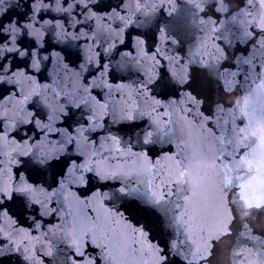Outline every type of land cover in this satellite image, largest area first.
<instances>
[{"label":"water","instance_id":"water-1","mask_svg":"<svg viewBox=\"0 0 264 264\" xmlns=\"http://www.w3.org/2000/svg\"><path fill=\"white\" fill-rule=\"evenodd\" d=\"M109 2L118 4V0H104L105 4ZM26 3L29 0H18L14 10L27 11L23 7ZM242 3L243 0H126L123 20L113 15L107 22L96 19L95 26L91 21L87 25L81 24L82 31L91 29L87 43L81 38L79 41L65 40L59 45L73 52L91 48L90 52L84 51L85 59L91 57L94 63L90 72H97L103 63L106 67L102 79L97 77L98 82L107 85L110 80H115L105 91L103 108L90 100L88 106L73 107L72 112L74 123L83 124L93 114L97 120L106 119L95 150L103 153L102 157L97 156L99 165L95 168L100 175L93 176L91 181L88 206L97 215L118 221L117 228L123 236L137 243L135 255L118 256L117 259L146 260L152 264L160 260L156 254L159 244L168 249L164 264H193L194 261L200 264H264V195L257 191L241 200L231 195L230 189L226 193L221 187L225 174L242 173L254 188H264V158L259 152L253 155L246 147L250 142L254 146L257 141L264 140V121L245 124L234 132L226 131L232 122V108L239 110L254 103L261 95L259 84L264 78V38L249 39L250 29L262 10L255 4L249 7ZM75 11L83 20L86 13L82 9ZM46 19H50L47 14ZM117 23L123 31L115 28ZM93 35L96 44H92ZM127 35L132 36L130 47ZM139 38H143V44ZM43 39L51 43V29L45 32ZM246 44L252 46L251 51ZM97 49L99 56H96ZM240 53L248 55L240 56ZM254 64H260L259 72ZM24 71L34 73V81H39L32 84L33 91L39 90L41 85L52 87L50 76L56 84L53 92L59 89L61 80L67 85L75 79L71 68L65 74L55 67V63L47 61L41 63L39 71L31 68ZM64 91H68L67 87ZM172 94L179 96V104L165 103L167 121L161 119L157 124V114L152 110L160 105L154 98L163 100L164 96ZM44 98L43 95L40 97L41 100ZM48 98H52L51 92ZM12 103L17 102L13 100ZM34 103L35 97L29 96L21 106L27 109ZM189 104L196 109L192 115L199 116L202 110L207 116L215 117L213 123L218 134L213 136L212 130L205 128L206 118L198 122L186 118ZM125 110L133 113L134 121L125 119ZM159 116L163 117V113ZM0 117L15 118L7 101L0 106ZM149 131L153 133L152 143L146 145L143 141L148 138ZM38 134L33 133L30 141ZM109 137L118 138L122 152L115 151L116 144ZM181 143L194 147L195 155L181 164L183 182L172 189L177 194L168 195L165 188L166 198L156 203L161 179L167 183L170 178L178 177L174 162L167 159V148L175 146L179 152ZM12 147L6 145V151L14 154ZM237 147L245 154L232 162L229 169L218 157L227 156L226 149ZM146 148H152L153 157H159L160 164L155 168L152 166L154 161L149 162L143 155ZM23 159L30 160V157ZM19 167L21 165L13 164V170ZM30 167L29 164L25 168L26 173ZM162 172L167 175L162 177ZM32 176L40 183H51L50 174L33 172ZM4 179L7 183L3 191L7 193L11 183L7 167ZM56 199L61 204H69L72 214L61 208L57 218L40 217L41 227L37 229L34 218L38 213L31 205L24 213L26 222L20 231L32 233L28 244L35 249V259L31 264H36V260L41 264H71L73 249L69 246L68 233L73 219L84 206L73 195L62 194ZM18 208V202L12 203L10 211ZM157 208L162 215L157 213ZM5 228L7 231V226ZM13 264L27 262L16 254Z\"/></svg>","mask_w":264,"mask_h":264},{"label":"snow or ice","instance_id":"snow-or-ice-1","mask_svg":"<svg viewBox=\"0 0 264 264\" xmlns=\"http://www.w3.org/2000/svg\"><path fill=\"white\" fill-rule=\"evenodd\" d=\"M243 4L249 7L255 4L262 10L250 29L249 39L264 38V0H243L242 6ZM17 5L18 0L15 3L11 0H0V106L7 101V107L14 112L15 117H0V264H13L16 254H19L27 264H31L35 259V249L30 248L28 244L32 233L31 231H20L26 222L24 213L29 205L35 213H38L34 218L37 229L41 227L40 217L51 215L57 218V212L61 208L71 215L70 205L61 204L56 199L62 194L73 195L74 199L84 206L83 211L73 219L71 230L68 233L71 241L69 246L73 249L71 264H149L146 260L138 262L130 259H117L118 256L135 255L138 248L137 243L123 236L117 228L118 221L99 216L93 208L88 206V198L92 193L91 181L93 176L100 175L95 168L99 165L97 156L102 157L103 153L95 150L100 143L106 119L101 117L97 120L93 114L83 124L74 123L75 116L72 108L88 106L90 100H94L103 108L105 91L115 83V80H110L107 85L98 82L97 77L100 76L102 79L101 74L106 67L103 63L99 65L97 72H90L94 63L91 57L88 60L85 59L84 51L90 52L91 48L73 52L71 49L59 46L69 39L79 41L84 38L87 43L91 29L82 31L81 24L87 25L91 21L95 26L96 19L107 22L112 19L113 15L123 20L122 10L126 11V0H118L116 5L110 2L105 4L104 0H29V3L23 4L27 11L14 10ZM76 9H82L86 13L83 20L76 15ZM53 13L56 15H52ZM89 13L91 16L88 15ZM46 14L50 19H46ZM115 28L124 30L119 23ZM49 29H51V43L43 39L45 32ZM100 35L103 37V30ZM126 38L130 47L132 36L127 35ZM139 42L143 44V38H139ZM92 44H96L95 35H93ZM112 46L115 47V42ZM246 46L249 45L246 44ZM249 49L251 51L252 46H249ZM239 55L247 56L248 53ZM96 56H99L98 49ZM73 57H75V62H73ZM44 61L49 64L55 63V67L65 74L71 68L75 79L70 80L67 85H64L61 80V86L53 92L56 84L50 76L49 83L52 87L46 88L41 85L39 90L33 91L32 84L39 83V81H34V73H26L24 69L31 68L39 71ZM253 66L259 72L260 64ZM232 67L235 68L236 65L233 64ZM108 75L112 76V73L109 72ZM165 75L168 74L165 73ZM25 84L28 85L27 88ZM7 85L12 87L9 88ZM65 87L68 89L67 92L64 91ZM259 89L261 95L254 103L239 110L232 108V122L226 131L234 132L237 127L245 124L251 125L258 120L264 121V78H261ZM148 91L149 97L152 98L150 89ZM50 92L52 93L51 99L48 98ZM42 95L45 97L43 100L40 99ZM29 96L35 97V103L25 109L21 104L28 101ZM77 98H81L79 102H76ZM13 100L17 103L13 104ZM154 100L160 105L158 109L153 108L152 110L157 114V124H160L161 119L167 121L168 112L164 108L165 103L171 101L179 104L177 94L164 96L163 100L161 97H155ZM53 101L56 103L53 104ZM187 107L189 116L186 118L197 122L201 118H206L205 128H210L213 136L218 134L213 123L215 117L207 116V113L202 110L199 116L192 115L196 111L194 105L189 104ZM160 113H163V117L159 116ZM124 117L128 121L135 119L133 113L128 110H125ZM24 124L29 127H21ZM135 126L140 127L141 125ZM37 132L39 134L36 135L35 140L30 141L32 134ZM152 135L153 133L149 131L148 138L143 141L146 145L152 143L150 139ZM41 136L44 137L43 140ZM109 139L115 142L117 153L123 151L119 146L118 138L109 137ZM8 144L13 146L14 154L6 151ZM246 147L250 148L253 155L259 152L261 158H264V140L257 141L254 146L250 142ZM225 151L228 155H221L218 159L224 161L229 169L232 162L245 154L244 150L238 147ZM195 152V148L187 143L180 144L179 152L175 150V146L167 148V159L174 162L178 169V177L170 178L167 183L161 179L159 199L156 203L166 198L165 188L168 189V195L177 194L172 189L183 182L184 171L181 169V164L190 156H194ZM152 153V148H146L143 155L149 162L154 161L152 166L155 168L160 164V160L158 155L153 157ZM24 156L30 157V160H24ZM13 164L21 165V167L13 170ZM29 164L31 167L26 173L25 168ZM5 167L11 173V183L8 185L10 191L7 193L3 191L7 183L4 179ZM33 172L45 176L50 174L51 183H40L34 180ZM108 174L114 173L109 172ZM164 175L167 173L162 172L161 176ZM221 187L226 193L230 189V194L238 196L241 200H246L250 193L257 191L264 195V188L259 190L254 188L246 182L242 173L225 174L222 177ZM153 195L157 193L153 192ZM15 202H18L19 208L12 212L10 209L12 203ZM37 205L39 207H36ZM155 210L162 215L160 209ZM57 223H59L58 219ZM5 226H7V231ZM139 235L142 237L143 232L141 231ZM167 253L168 249L158 244L156 254L160 260L152 264H164L168 259ZM36 264H41V262L36 260ZM193 264H200V262L194 261Z\"/></svg>","mask_w":264,"mask_h":264}]
</instances>
